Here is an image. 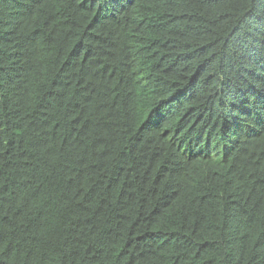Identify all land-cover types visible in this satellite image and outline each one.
<instances>
[{
	"label": "trees",
	"instance_id": "obj_1",
	"mask_svg": "<svg viewBox=\"0 0 264 264\" xmlns=\"http://www.w3.org/2000/svg\"><path fill=\"white\" fill-rule=\"evenodd\" d=\"M0 264H264V0H0Z\"/></svg>",
	"mask_w": 264,
	"mask_h": 264
}]
</instances>
